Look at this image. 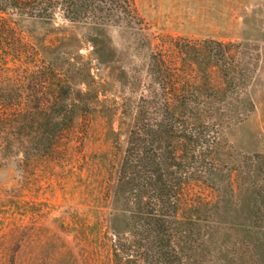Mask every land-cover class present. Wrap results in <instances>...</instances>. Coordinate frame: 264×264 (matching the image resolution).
<instances>
[{
    "label": "rangeland",
    "instance_id": "obj_1",
    "mask_svg": "<svg viewBox=\"0 0 264 264\" xmlns=\"http://www.w3.org/2000/svg\"><path fill=\"white\" fill-rule=\"evenodd\" d=\"M130 3L133 24L101 33L105 64L85 27L59 16L53 25L12 17L10 34L20 48L32 47L35 58L22 55L15 64L7 58V67L26 66L31 58L40 66L49 48L54 75L67 72L71 90L89 96L49 155L28 163L20 156L0 160V264H112L110 187L126 149L129 116L142 98L166 95L174 106L183 94L197 93L209 117L203 139L215 142L217 168L234 195L254 165L264 172V0ZM187 46L211 49L205 77ZM227 197L232 220L235 200ZM215 199L202 181H187L180 209ZM222 232L212 251L221 246L231 263L241 257L248 264L250 250L237 231Z\"/></svg>",
    "mask_w": 264,
    "mask_h": 264
},
{
    "label": "trees",
    "instance_id": "obj_2",
    "mask_svg": "<svg viewBox=\"0 0 264 264\" xmlns=\"http://www.w3.org/2000/svg\"><path fill=\"white\" fill-rule=\"evenodd\" d=\"M0 13L8 15L0 17V160L20 156L28 163L52 152L80 114L78 103L89 91H72L67 72L54 75L49 48L42 51L40 66L31 58L26 66L7 67V58L13 64L22 55L35 58L32 47L20 48L10 34L12 17L53 25L59 16L85 27L102 64L106 61L98 50L101 33L131 25L134 17L130 0H0ZM186 54L205 77L204 61L210 60L211 49L187 46ZM86 75L93 79L89 72ZM198 101L193 92L183 94L174 106L166 95L159 100L151 95L131 112L126 149L110 187L107 228L113 234L112 264H244L241 257L231 263L221 246L212 251L213 244L224 238L222 231L230 227L250 250L248 264H264L263 169L254 165L234 195L217 168L215 142L203 139L201 129L209 125V117ZM192 180L205 183L216 199L182 211L180 190ZM228 195L235 200L232 220Z\"/></svg>",
    "mask_w": 264,
    "mask_h": 264
}]
</instances>
